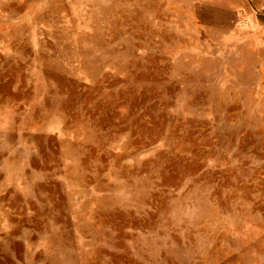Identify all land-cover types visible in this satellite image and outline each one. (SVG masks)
I'll return each instance as SVG.
<instances>
[{
  "label": "rangeland",
  "instance_id": "rangeland-1",
  "mask_svg": "<svg viewBox=\"0 0 264 264\" xmlns=\"http://www.w3.org/2000/svg\"><path fill=\"white\" fill-rule=\"evenodd\" d=\"M261 2L0 0V264H264Z\"/></svg>",
  "mask_w": 264,
  "mask_h": 264
},
{
  "label": "crops",
  "instance_id": "crops-1",
  "mask_svg": "<svg viewBox=\"0 0 264 264\" xmlns=\"http://www.w3.org/2000/svg\"><path fill=\"white\" fill-rule=\"evenodd\" d=\"M253 6L259 7L258 11L253 10V13H251L249 9L246 8L244 15L248 16L250 22L254 23L257 27L264 29V0H262L261 4Z\"/></svg>",
  "mask_w": 264,
  "mask_h": 264
}]
</instances>
